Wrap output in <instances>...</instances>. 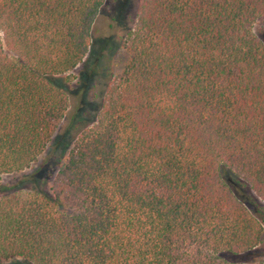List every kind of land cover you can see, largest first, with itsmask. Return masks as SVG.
Returning <instances> with one entry per match:
<instances>
[{
	"label": "trees",
	"instance_id": "1",
	"mask_svg": "<svg viewBox=\"0 0 264 264\" xmlns=\"http://www.w3.org/2000/svg\"><path fill=\"white\" fill-rule=\"evenodd\" d=\"M105 1L0 0L1 175L51 145L69 103L55 80L76 79ZM262 17L264 0H139L124 66L48 191L0 195V263L264 264L228 259L262 243L264 208L222 176L264 203Z\"/></svg>",
	"mask_w": 264,
	"mask_h": 264
},
{
	"label": "rangeland",
	"instance_id": "2",
	"mask_svg": "<svg viewBox=\"0 0 264 264\" xmlns=\"http://www.w3.org/2000/svg\"><path fill=\"white\" fill-rule=\"evenodd\" d=\"M138 2L139 0L104 2L92 25L93 44L90 52L83 63L73 71L76 79L71 84H65L62 77L55 80V83L67 92L69 103L65 118L53 134L51 145L28 169L16 174H0V195L18 190L24 194L32 189L48 191L52 177L57 172V165L67 154L76 135L95 121L109 81L119 74L124 66L126 54L120 43L133 27ZM253 32L264 42V17L256 21ZM222 176L249 211L257 215V209L264 208V203L248 187L241 185L231 172L222 170ZM263 257L264 237L262 243L253 251L239 256H229L228 259L241 263ZM0 264L21 262L8 260Z\"/></svg>",
	"mask_w": 264,
	"mask_h": 264
}]
</instances>
